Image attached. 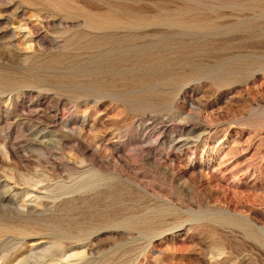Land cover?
Listing matches in <instances>:
<instances>
[{
	"label": "rangeland",
	"instance_id": "374dc122",
	"mask_svg": "<svg viewBox=\"0 0 264 264\" xmlns=\"http://www.w3.org/2000/svg\"><path fill=\"white\" fill-rule=\"evenodd\" d=\"M64 1L66 8H62L61 11L54 8L50 0H36L37 3L35 0H5V2L0 0V11L12 7L14 3V6L21 7V13L15 19L8 20L3 16L6 19L0 18V24L3 21L6 40L10 42L9 46L12 45V51L22 58L28 56L43 59V56L46 57L51 52L59 53L67 35L81 33L75 44L80 48L76 46L71 48V54L68 50L66 57L69 58L68 60L65 58L60 63H44L45 66L30 63L29 66L26 63L27 65H22L23 67L21 65L5 67L2 65V63L5 65V62L0 61V71L6 69L13 74L24 77L29 74L27 77L34 76L37 79L38 75L40 81L55 77L63 81V78L67 79L71 72L77 73V77H83L82 71L100 56L99 59H103L104 62L114 65L116 63L120 73L115 77L116 90L119 89L118 91L122 93H130L128 90L124 91L125 79L144 75L142 72L150 73L153 68L155 78L151 79L153 81L147 84V87L153 90V103L159 106H156L154 111L151 109L142 112L146 113L147 117L155 118L143 121L137 117L142 113L130 111L109 99L98 101L95 98H87L70 101L65 97L54 95L56 93L48 89L45 84H41L42 82L40 83L42 87L36 85L38 87H26L27 89L21 87L20 90L13 92H1L0 186L7 185L8 190L17 192L14 199L16 206L20 207V210L28 208L39 210L41 203L46 202V198L42 197L48 195L46 187L49 186L51 190L63 184L65 186L73 184L79 175L74 173L68 179L67 172L63 169L84 170L90 165L89 162L85 165L86 161L81 163L84 158L78 149L82 146L87 150H85V159L90 160L95 157L106 160L112 170L121 174L120 178L123 176L121 178L123 182L130 181L131 187H135L141 193L146 191L144 194L149 193L151 196L149 194L147 196H153L151 199L154 200L157 198L156 202H163L171 207L174 205V209H179L181 206V209L193 213L204 209L205 206L206 209H211L210 211L221 210L230 212L231 215L245 217L244 219L256 226L264 225V114H262V111L264 113V71L253 68L247 70L245 77L237 80L235 84L216 86L206 78L197 77L192 67L194 65V67L212 69L219 63H230L236 58L240 61H238L239 65L247 66L246 57L264 56V0ZM36 4H39V7L35 6ZM91 14L99 17L102 15V18L109 16L107 19L114 21L113 23L111 20L113 28L94 30L85 26L84 23L88 22L86 18ZM108 34H110L109 39L104 38L106 37L104 35ZM87 39L88 41L93 39L91 45L88 44L90 41L88 42ZM79 40H83L84 43ZM80 44L85 45L86 49ZM252 44L257 45L256 49L248 47ZM93 45L95 48L99 47L98 51L102 53ZM148 49L151 50L148 54L152 56L146 54ZM106 51L111 52L106 53ZM133 54V57L136 56L134 60ZM147 55L149 57L145 60ZM106 56H111V60L109 57H107L109 60L105 58ZM160 69L161 71H158ZM188 74L189 76L194 74L195 78L187 76ZM170 76L174 77L170 78L173 81L167 83ZM183 76H186V82L184 80L177 83L179 78H185ZM174 83L181 84L183 88H178L176 92L179 85L172 86ZM139 88H135V91ZM173 92L176 93L175 96ZM158 98L159 100L165 98V104L162 102L164 100L157 102ZM151 111L153 112L149 114ZM28 119L39 123L41 127L44 125L45 136L55 130L59 133L61 131L65 135L62 141L68 147L54 151L44 148L45 151L42 149L40 155H34L29 149L22 150L20 146L25 145L26 133L19 123ZM144 152L148 153L145 157ZM150 169L151 171H148ZM16 175L21 176L26 184L17 182ZM167 183L170 188L179 185L185 193L187 191L183 198L186 199V203L189 201L186 204L187 209L183 206L185 203L179 204L180 202L175 200ZM193 199L195 203L197 200L201 201L199 207H202L199 208L198 204H194ZM168 220L166 228L171 226L172 228L149 237V240L136 236L135 233L131 238L124 229V231L102 229L103 231L100 230L89 236V239L72 244L68 248V254L73 258L58 260L52 264H78L75 263L74 255L86 251L95 240L100 238L103 239V247L97 248L99 250L94 247L95 253L97 251L98 254H91L86 258H95L94 256L97 255L95 259L99 260L101 256H111L117 249L116 245L119 244L117 240L119 235L124 238L123 241V238L120 240L121 249H136L132 256L130 255L129 259L131 257L132 259L130 261L128 259L126 264H250L251 261L253 264H264V252L252 243L239 239L241 237L239 234L230 235L221 227L203 225L198 221H186L183 226L175 228L173 222ZM201 229L205 232L200 233ZM212 232L215 237L211 236ZM216 235L224 236L223 243L226 240L231 243V239L232 242L241 240L237 241V246L242 244L241 247L239 246L240 252L236 253L232 250L237 242L227 243L229 248L227 241L224 244L220 241L218 244H212L214 243L212 237L215 239ZM18 238L15 245L17 249L30 244L29 239ZM115 238L117 242L114 241ZM243 247L246 252L242 251ZM13 254L14 251L1 253L0 264H3L4 257L12 258Z\"/></svg>",
	"mask_w": 264,
	"mask_h": 264
},
{
	"label": "bare ground",
	"instance_id": "6f19581e",
	"mask_svg": "<svg viewBox=\"0 0 264 264\" xmlns=\"http://www.w3.org/2000/svg\"><path fill=\"white\" fill-rule=\"evenodd\" d=\"M44 1H46V0H44ZM50 1H51V4L53 5V7L56 9L61 10L62 8H66V5H65L66 2L64 0H50ZM4 2H5V0H4ZM12 2H11V4H12ZM35 2H36V0H35ZM32 3H33V1H32ZM29 4H30V2H29ZM3 5H4V3H3ZM6 5H8V4H6ZM9 5H10V3H9ZM14 5H15V3H14ZM14 5L12 4V7L8 8L6 10L1 9L3 12L0 11V18L2 19L4 17H6V18H8V20L15 19L18 16V14L21 13V10H20L21 7L18 5H16V6H14ZM38 5L39 4H36L35 6L39 7ZM31 10H33V9H31ZM52 13H54V12H52ZM96 15H99V14H96ZM6 18H4V19H6ZM107 18H104V17L102 18V15H101V17H99V16H94V14L93 15L91 14L89 18H86V19H88L87 20L88 22H85L84 24H85V26H87L89 28L91 27L94 30L95 29H100V30L106 29V30H108L107 29L108 27L113 28L112 22H111V20L113 21V19H107ZM113 23H114V21H113ZM0 26H1L0 32H2V35H0V41H1L0 42V61H1V63L5 62V65L2 63V65L5 67L6 66H16V65H21V66L24 65L25 66L29 63L31 65H37V64H43L44 65V63L45 64L46 63H50V64L51 63H60L62 60H64L68 56V53H67L68 50H70V54H71V48H74L75 46L76 47L79 46V45L77 46L75 44H77L78 38L81 36V33H74V34L72 33V34H70V36L67 35V37L63 40V43L61 46L62 51H64V53H61L62 51L59 53H56V52L52 53L51 52V54L46 55V57L43 56V59H40V57L34 58V57H28V56H24L22 58V57L18 56L15 52L12 51V49H13V48H11L12 45L9 46L10 42L8 40H6V35H5L6 30H5L3 21L1 22ZM115 27H117V26H115ZM129 32H131V31H129ZM127 34H129V33H127ZM91 35L92 34H90V36ZM97 35H100V34H97ZM104 36H106L104 38H108L110 36V34L104 35ZM92 40L90 39L89 40L90 42H89L87 39V41L89 42L88 44H90L92 42ZM79 41H81V40H79ZM126 41H127V39H126ZM81 42L84 43L83 40ZM80 45H82V44H80ZM82 46L85 48V45H82ZM94 46L95 45H93V47ZM256 46L257 45L252 44L251 46H248V47H250V49L254 50V49H256ZM78 48H80V47H78ZM90 48H92V47L90 46ZM98 48L99 47H97L95 49L98 51L99 50ZM104 48L105 47H103V49ZM89 50H91V49H89ZM89 50H88V52H89ZM92 50H94V49H92ZM96 50H95V52H96ZM111 51H106V53L111 52ZM134 51H130V52H134ZM150 51L151 50L148 49L146 54H148ZM72 52H73V49H72ZM98 52H100V51H98ZM98 52H96V53H98ZM100 53H102V52H100ZM100 53H99V55H100ZM106 53H105V55H107ZM91 54L94 55L93 53H91ZM227 54H229V53H227ZM148 55L152 56L151 54H148ZM148 55L146 56V58H144L145 60H147V57H149ZM133 56H134V54L132 55V57ZM230 56H232V55H230ZM243 56L245 57V55H243ZM98 57L100 58V56H98ZM107 57H109V56H106L105 58H107ZM113 57H114V54H113ZM135 57H133V60ZM99 58L96 61L93 60L94 62H92V63L88 59V62L91 63V66L88 67L86 65L87 66L86 67L84 65V67H86V69H84L82 71V73H84V75L82 74L83 77L82 76L77 77L78 76L77 73H75L74 69L72 68L74 73L71 72L70 75L68 74L69 75L68 78L67 79H65L66 77L63 78V81L58 77L57 78L55 77V78L50 79V80H45V81L41 80L40 81V80H38V79H40L39 76L38 75L36 76V74L31 73V75H35L36 77H38V79L34 78V76L33 77H31V76L27 77L29 74L28 75L26 74L27 76H25V77L22 75H19V74L17 75L16 73L13 74V73H11V71L7 72V70L5 69L3 71H0V93L1 92L2 93L9 92V91L13 92L14 90H17V89L20 90L21 87L26 88V87L36 86V85H39V87L40 86L42 87V85H40V83L42 82L41 84H45L48 89H50V90L54 91V93H56L54 95H57L58 97H60V96L65 97L68 100L74 101V102L77 100H80V99H87V98H95L98 101H102L106 98V99H109L113 102H116L117 104H121L126 109L133 111L135 113H142V112H145V111L151 110V109H153V111H154V108L156 106H159L158 104L155 106V103H153V100H152V96H154V95H152L153 90L150 87H147V84L149 85V83H151L154 80L153 77L155 75V72L152 71L153 68H151L152 70L149 69V71L151 70L150 73H148V72L143 73L142 72V74H144V75H136L135 77L134 76L129 77L130 76L129 75L128 76L129 80L127 78L124 81L125 82L124 87L126 88L124 91L128 90V91H130V93L129 92L122 93V92L118 91L119 89L116 90L117 84H116V78L115 77H117L120 74L118 72L119 70L117 69L118 67L116 66V63H115L116 60H114L115 62H113V63H115V65H114L112 63L104 62L103 59L100 60ZM109 58L111 60V56ZM109 58H107V59L109 60ZM68 59L66 58V60H68ZM149 60H150V58H149ZM246 60H247V66H245L244 64L239 65L238 64L239 60L236 58L233 62H230V63H228V62L223 63L221 61L222 62L221 64L220 63H219V65L217 64L218 66L216 65L217 67L215 66L216 68L214 67L212 69H209L210 67L208 69H206L205 65H204L205 68L194 67V65L192 67H193V71L197 75V77L199 76L202 79L206 78L207 80L210 81V83H212L216 86H222V85L226 86L230 83L235 84L237 80H239V79L241 80L243 77H245V73L247 70H250L253 68H258V69H260L259 71H264V56L263 55L248 56V57H246ZM223 61H224V59H223ZM66 62L68 63V61H66ZM141 62L143 63V60ZM152 62H153V60L151 61V63ZM30 64H29V66H30ZM85 64H87V62ZM136 64H137V62L135 63V65ZM138 64H139V62H138ZM146 64H148V63L146 62ZM146 64L144 63V65H146ZM240 64H242V63H240ZM164 65H165V63H164ZM68 66H70V65H68ZM165 66L167 67V65H165ZM244 67H246V69H244ZM13 68H15V67H13ZM157 68H158V66H157ZM174 68H176V67H174ZM82 69H83V67H82ZM82 69H80V70H82ZM69 71H71V70H69ZM158 71H161V69ZM164 71H162V72H164ZM77 72H80V71H77ZM189 74H190V72H189ZM189 74L187 76H189ZM159 76H160V74H159ZM161 76H163V75H161ZM190 76H192V75H190ZM183 77H185V78H179V80L177 79L178 81L177 80H175V81H177V83L184 82V80L186 79V76H183ZM192 77H194V74ZM170 78H174V77L170 76L168 78V80ZM64 79L66 82L64 81ZM151 79H153V80H151ZM165 81H167V80L165 79ZM172 81H173V79H170L169 81H167V83L172 82ZM188 81H190V79ZM191 81H192V79H191ZM163 82H164V80H163ZM185 82H186V80H185ZM192 82H194V81H192ZM177 83H174V85H172V86H175V84H177ZM177 85H179V84H177ZM180 85L176 88V92H177L178 88H180V89H181V87L183 88V86H180ZM36 87H38V86H36ZM137 87L138 88L140 87V88L135 91V88H137ZM33 88L35 89V87H33ZM48 89L44 88V90H48ZM154 93H155V90H154ZM173 93H175V92H173ZM173 95L175 96L176 93ZM170 96H171V94H170ZM156 100H157V102H159V101L161 102V100H164L162 102H164V104H165V98H163V99L160 98V100L158 98ZM153 111H151L149 114H151ZM145 114L146 113H142L139 116H137V115L136 116L140 117L139 120H143V121L155 119L154 116L153 117H151V116L147 117V116H145ZM262 114H264L263 111H262ZM253 118H255V117H253ZM255 121H257V120H255ZM140 122H142V121H140ZM19 124H21V126H23L22 130L24 133H26V135L23 134V135H25L24 136L25 137L24 138L25 145L20 146L22 148V150H24V151H25V149L26 150L29 149V150H31V152L34 155H40L39 153L43 152L42 149H44V148H46L47 150L54 151V150L64 149V148L68 147L67 144L64 141H62V138L65 135L62 134L61 131L59 133L58 130H55L54 132L52 131L51 134H49L48 136H45V135H43V133L45 131L44 125H43V127H41V126H39V123H37V122L35 123L34 121H32L30 119H28L26 121L21 120ZM18 128H21V127H18ZM99 132H101V130ZM96 133H98V131ZM46 134H48V133H46ZM99 134L100 133H98V135ZM84 148L85 147L81 146L78 149V150H80V154L83 155V158H84V161L82 160L83 162L81 161V163H84L86 161L85 165H87L86 164L87 162H89L90 165L86 166V169H84V170H78V169H74V168L63 169V170H65L64 172H67V178L68 179H70L72 174L74 175V173L75 174L77 173L79 176L77 177L75 182H73V184H71L70 186L69 185L65 186L63 184V186L62 185L56 186V188L54 187V189L52 188L51 190H49V186L46 187V188H48V189H45L46 191H48V195L42 196L43 198H46V202L41 203V205H40L41 209H39V210H37V208L36 209L28 208V209L20 210L19 209L20 207L18 208V206H16L15 200H14L17 192H15V190L14 191L8 190L7 185L0 186V254L1 253L6 254V253H9L10 251L11 252L14 251L12 258L6 257V259H5V257H4V260L2 261L3 264H52L53 262L58 261V260L61 261V260L66 259V258L67 259L73 258L72 255L68 254L69 253L68 248L74 243H78V242L86 240L93 233L96 234V232H98L102 229H104V230L113 229V230H117V231L119 229H122V230L124 229L125 232L127 231L126 233L130 237H131V235H133V233H135L136 236L138 235L139 237H142L143 239H145V238L148 239L151 236L154 237V236H156V235H158V234H160L166 230L171 229L172 226L166 228L168 219H170L173 222L172 225L175 228L183 226V224L186 221H192V222L198 221V222H202L203 225H210V226L215 225V227L216 226L221 227V229L223 228V229L227 230V232H228V233L226 232L227 234H230V235L239 234L242 237V238L240 237L239 239H243L246 242L252 243L253 245L257 246V248H259L260 251L264 252V225L261 224L260 226H256L255 224H253L249 220L244 219L245 217L242 218V217H238L235 215H231V214H229L230 212L227 213L226 211L224 212L221 210L220 211H210L211 209L210 210L206 209L207 207H205V206H204V209H199L198 212L193 213V212L187 211L185 209L183 210V208L181 209L180 208L181 206L180 207L177 206V207H179V209H174L173 208L174 205L171 207V205L169 206L167 204H163V202L161 200L160 201L162 203H160L159 201L156 202L157 198L154 200V199H151L153 196L152 197L147 196L149 193L144 194L146 191L145 192L143 191V193H141V192H139L138 189L136 190L135 187L134 188L131 187V185L129 184L130 181L128 183L126 182L127 184L125 182H123L121 180V178L123 176L120 178L121 174L119 175L117 173L118 171L115 172L114 169L112 170L110 163L107 162L106 160H104V159L101 160L102 159L101 158L100 159L101 161H100L99 159H97L95 157H92V159H90V160L85 159V150L86 149H84ZM44 151H45V149H44ZM71 151H72V149H71ZM76 152H78V151H76ZM144 154H145V152H144ZM147 154H145L144 157L147 156ZM140 156H142V155H139V157ZM101 157H103V156H101ZM151 168L153 169V167H151ZM148 171H151V169ZM122 172H124V171L122 170ZM145 172H147V171H145ZM127 173L129 174V172H127ZM17 174H20V173H17ZM14 177H15V175H14ZM15 179H17L16 180L17 182H23V180L21 179V176L16 175ZM159 179H161V178H159ZM164 180H166V179H164ZM16 181L14 180V182H16ZM159 181L161 182V180H158V182ZM24 183L25 182H23V184ZM162 184H163V182H162ZM167 185H168V183H167ZM168 186H169L168 188H170V185H168ZM170 189L172 190L173 195L175 196V200H178V202H180L179 204L185 203V205H186L189 203V201H188V203H186V201H185L186 199L185 200L183 199V198H185V194L187 193V191L185 193L184 190H182V188L179 187V185L174 186V187L172 186ZM165 190L166 189H164V191ZM199 200H197L198 202L195 200L196 201V203H195L194 199H193L194 204H196V205L198 204V207L200 205L199 203L201 202ZM262 202H263V200H262ZM185 205H183V206L186 208L187 205L186 206ZM196 205H193V206L196 207ZM201 207H199V208H201ZM209 207L210 206H208V208ZM189 208H190V206H189ZM192 210H194V209H192ZM170 220H168V221L170 222ZM206 227H208V226H206ZM201 230H199V231H201ZM217 231H218V229H217ZM203 232H205V230H202V232H200V233H203ZM218 234H221V233H218ZM119 236L120 237H117V240H119V244L116 245L117 249L113 251L111 256H106V255L101 256V257H99L100 258L99 260L95 259L97 255L94 256L95 258L92 257L93 259L92 258L91 259L86 258L87 256H89L91 254H98L97 251L95 253L94 247H96V249H97V248H100L102 246L103 239L100 238V239L95 240L89 246V248L86 251H83L79 254H75L74 255V258L76 261L75 263L78 262V264H126L128 259L130 258V255L132 253H134V250H136V249H133V248H129V249H123L122 248L121 249L120 244L122 243L124 238L121 237L122 235H119ZM211 236H214L213 232H212ZM216 236H217V238H215V239H214L215 236L212 237V239L214 240L213 241L214 243H212V244H218L219 241L222 242L223 239L225 240L224 236H222V235L221 236L216 235ZM235 236L238 237V235H235ZM235 236H234V238H235ZM18 237H20L21 239H29L30 244L25 246L24 248L17 249L15 247V245L19 239ZM228 237L230 238L231 236H228ZM121 239H122V241H120ZM239 239L238 240L236 239V240L241 241ZM228 240H230V239H228ZM114 241H116V238L114 239ZM114 241H112V242H114ZM226 241H224V243ZM237 241H234V242H237ZM104 242H106V241L104 240ZM234 242H232V239H231V243H234ZM227 243L231 244L229 241H227L226 244ZM239 244H241V242ZM252 244H251V246H252ZM112 245H113V243H112ZM237 245H238V242L236 243V245H234V246L232 245L233 246L232 250L235 251L236 253L240 252V247L242 246V244H241V246L239 245L240 247ZM223 246H225V245H223ZM232 246H230V249L232 248ZM245 246H247V245H245ZM123 247H124V245H123ZM214 247H215V245H214ZM228 248H229V245H228ZM138 249H140V248H138ZM242 249H243L242 251H245L244 247ZM253 249H256V248H253ZM97 250H99V249H97ZM226 250H228V249H226ZM104 251H102V252H104ZM106 252H108V251H106ZM99 253H100V251H99ZM135 253H136V251H135ZM231 253H233V252H231ZM131 259H132V257H131ZM131 259H129V261ZM254 261H255V259H254ZM252 262L253 261H251L250 264H253Z\"/></svg>",
	"mask_w": 264,
	"mask_h": 264
}]
</instances>
